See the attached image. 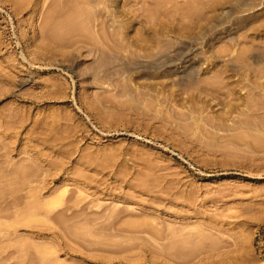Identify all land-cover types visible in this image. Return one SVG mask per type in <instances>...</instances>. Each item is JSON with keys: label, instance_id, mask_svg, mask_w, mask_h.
<instances>
[{"label": "rangeland", "instance_id": "374dc122", "mask_svg": "<svg viewBox=\"0 0 264 264\" xmlns=\"http://www.w3.org/2000/svg\"><path fill=\"white\" fill-rule=\"evenodd\" d=\"M0 264H264V0H0Z\"/></svg>", "mask_w": 264, "mask_h": 264}]
</instances>
